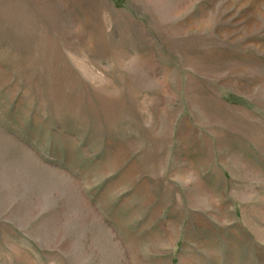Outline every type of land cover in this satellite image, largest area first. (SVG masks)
<instances>
[{
  "label": "rangeland",
  "instance_id": "1",
  "mask_svg": "<svg viewBox=\"0 0 264 264\" xmlns=\"http://www.w3.org/2000/svg\"><path fill=\"white\" fill-rule=\"evenodd\" d=\"M0 264H264V0H0Z\"/></svg>",
  "mask_w": 264,
  "mask_h": 264
}]
</instances>
